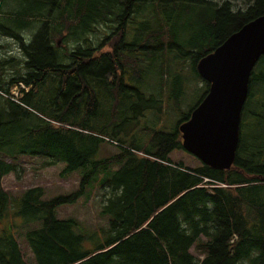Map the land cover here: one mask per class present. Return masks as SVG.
I'll list each match as a JSON object with an SVG mask.
<instances>
[{
  "label": "trees",
  "instance_id": "trees-1",
  "mask_svg": "<svg viewBox=\"0 0 264 264\" xmlns=\"http://www.w3.org/2000/svg\"><path fill=\"white\" fill-rule=\"evenodd\" d=\"M246 1L247 8L235 10L229 0H34V13L19 25L42 24L32 41L4 31L19 42L27 71L11 79L0 75V264H29L19 230L35 264H264V56L251 76L229 170L170 158L184 150L180 126L192 113L179 105L181 88L174 104L182 118L172 133L141 128L128 107L131 93L145 103L161 51L187 49L200 79L198 62L264 14V0ZM186 16L201 25L189 38L169 26ZM204 83L196 107L207 95ZM22 85L29 92L21 89V102L6 96ZM104 94L113 100L105 124ZM103 145L117 151L94 160ZM20 156L45 158L48 167L64 164L61 175L87 172L68 196L45 201L41 186L12 195L3 179L19 176ZM97 179H103V214L111 220L87 247L78 222L56 213Z\"/></svg>",
  "mask_w": 264,
  "mask_h": 264
},
{
  "label": "rangeland",
  "instance_id": "rangeland-1",
  "mask_svg": "<svg viewBox=\"0 0 264 264\" xmlns=\"http://www.w3.org/2000/svg\"><path fill=\"white\" fill-rule=\"evenodd\" d=\"M215 3H221L226 0H211ZM235 10L245 9L248 6L246 0H229ZM34 0H0V63L4 64L2 74L5 79L14 78L18 74H25L26 56L20 50L19 42L8 35L4 31L16 33L20 38L27 43L32 41L34 35L42 29V24H35L34 27L21 28L19 25L22 20L32 16L34 12H29L33 8ZM164 15V14H163ZM210 15V12L205 14ZM165 16V15H164ZM173 31L181 33L183 38H189L199 33L201 29L200 22L196 16L184 17L175 26L169 23ZM106 30V28H105ZM106 34V33H105ZM93 37H99L92 34ZM93 39V38H92ZM73 45V43H71ZM187 49L183 48L180 53L177 49L172 51L166 50L159 52L154 63V74L148 79L147 95L142 102V98L131 93L132 99L128 103V107H133V112L138 114L134 121L142 127H153L166 133L175 131L178 122L181 120L180 115L175 109L174 93L175 88H181L182 98L180 99V107L185 113L192 112L198 102L203 97L207 85L204 80L198 78V75L193 69V59L187 57ZM181 59V63L177 60ZM257 67V65H256ZM255 67V68H256ZM160 68H164V76L160 74ZM254 68V69H255ZM1 69V66H0ZM15 70L17 71L14 75ZM11 71V72H10ZM180 77L181 84L176 87L175 80ZM57 84V83H56ZM20 86H13L6 96H11L15 101L21 102L24 97ZM24 90V89H23ZM26 93L27 91L24 90ZM29 92V90H28ZM105 107L104 112L107 113L106 122H111L109 117V109L112 108L113 100H108L104 94ZM123 96L120 97V102L117 101V108L122 106ZM254 103V101L252 102ZM142 114V115H139ZM118 127H122L123 119L115 121ZM130 123H133L131 121ZM126 126V124H125ZM129 127V126H128ZM123 137V135H120ZM117 151L112 145H103L99 155L94 160H101L103 157H109ZM170 158L175 162H183L186 166L197 167L201 161L190 155L184 150H177L171 153ZM45 158L20 156L16 161L20 166L17 174H10L3 179L4 188L12 195H19L25 189L35 186H41L45 189L44 200L49 201L58 196H68L76 192L80 183L87 172V169H80L72 174L61 175L65 168L64 164L48 167L45 165ZM103 180V179H102ZM100 179L94 181L89 186L85 193L72 204H65L58 208L57 218L61 220L74 219L78 222L77 231L86 236L85 245L93 247V241L90 237L97 232L100 236V231L107 228L111 220L110 215L103 214V191L104 186ZM39 226V224H37ZM107 226V227H106ZM22 230L18 232V239L24 256L29 264H35L33 254L27 243L26 236L22 234ZM101 240H104L101 237ZM26 241V242H25Z\"/></svg>",
  "mask_w": 264,
  "mask_h": 264
},
{
  "label": "water",
  "instance_id": "water-1",
  "mask_svg": "<svg viewBox=\"0 0 264 264\" xmlns=\"http://www.w3.org/2000/svg\"><path fill=\"white\" fill-rule=\"evenodd\" d=\"M263 56L264 14L198 62L209 89L180 132L183 149L201 163L220 170L234 165L251 76Z\"/></svg>",
  "mask_w": 264,
  "mask_h": 264
},
{
  "label": "crops",
  "instance_id": "crops-1",
  "mask_svg": "<svg viewBox=\"0 0 264 264\" xmlns=\"http://www.w3.org/2000/svg\"><path fill=\"white\" fill-rule=\"evenodd\" d=\"M3 68H5V67H3V66H2V68L0 69V71H1V74H2V70H3ZM10 72H11V71H10ZM1 74H0V75H1ZM3 76H5V75H3Z\"/></svg>",
  "mask_w": 264,
  "mask_h": 264
}]
</instances>
